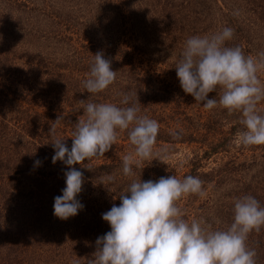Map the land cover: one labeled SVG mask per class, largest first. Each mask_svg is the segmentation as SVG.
Returning a JSON list of instances; mask_svg holds the SVG:
<instances>
[{
  "label": "trees",
  "instance_id": "trees-1",
  "mask_svg": "<svg viewBox=\"0 0 264 264\" xmlns=\"http://www.w3.org/2000/svg\"><path fill=\"white\" fill-rule=\"evenodd\" d=\"M3 1L32 13L45 12L47 8L46 0L39 8L31 4L35 0ZM82 2V10H64L61 6L52 10L53 34L41 36L43 41L53 39L61 49L54 58L41 51L44 46L39 52L14 49L12 42L22 38L21 28L9 30L7 20L0 18L5 43L0 45V264H87L96 250L97 237L110 230L101 219L102 213L120 203L118 196L132 180L152 179L139 165H133L134 176L124 175L122 157L96 162L108 154L105 152L72 166L83 173L84 183L77 197L83 209L67 220L53 215L54 197L65 187L68 166L62 161L52 162V144L61 139L71 146L72 133L83 118L86 103L125 106L120 104L124 93L131 97L129 106L138 100V115L159 123L155 144L198 140L195 142L200 145V154H194L191 168L182 178L196 176L203 182L202 190L213 192L202 202L203 211L213 209V214L202 217L192 209L203 195L189 193L188 202L184 195L176 201L177 206L180 201L184 203L180 208L183 219L189 223L197 219L211 230H223L233 222L238 198L254 196L264 207V145L236 143L237 133L243 129L240 112L233 110L234 115L215 107L195 123L192 112L202 114L201 103L192 101V96L184 92L178 94L174 87L154 77L151 60L144 56L150 34L146 31H152L155 25L181 34L186 28L203 33L209 28L220 31L230 27L233 36L225 46H238L246 56H258L264 52V0ZM148 12L153 14L155 24H144L143 17ZM32 40L36 42L40 37L32 36ZM98 51L111 61L116 76L105 90L93 94L87 92L83 82L94 62L92 55ZM259 112L264 114L263 110ZM182 118L192 120L189 137L178 125ZM177 131L178 139L172 135ZM116 140L129 142L127 130H118ZM232 150L236 152L222 167L200 170V165L213 155ZM37 160L39 165L34 164ZM252 167L258 169L250 179H244L242 175ZM109 175L111 181L106 180ZM246 245L255 250V264H264V225L249 232Z\"/></svg>",
  "mask_w": 264,
  "mask_h": 264
},
{
  "label": "clouds",
  "instance_id": "clouds-1",
  "mask_svg": "<svg viewBox=\"0 0 264 264\" xmlns=\"http://www.w3.org/2000/svg\"><path fill=\"white\" fill-rule=\"evenodd\" d=\"M234 30L224 27L213 34L194 35L185 41L175 71L185 94L191 95L205 109L217 106L241 113L243 129L237 142L244 146L264 145V114L257 104L264 99V85L257 77L264 68L261 59L245 55L240 47L225 46ZM83 87L89 93L105 90L115 79L111 61L97 52ZM219 88V98L208 94ZM124 93L117 106L112 103L88 102L83 118L71 136V146L57 139L52 144V162L62 161L65 187L54 197L53 215L61 220L74 217L84 205L77 199L84 183L80 169L72 167L108 152L117 139L118 130H127L132 151L123 156L122 173L134 176L133 165L153 156L159 123L138 115V100L130 102ZM84 104V101H81ZM59 118H57L58 120ZM56 120V121H57ZM131 126V127H130ZM175 138L180 132H173ZM166 153L167 149L161 150ZM166 158L161 155V159ZM39 165L40 161H35ZM141 176V175H140ZM112 177L106 176L107 181ZM202 181L192 175L178 179L175 175L157 180H132L113 204L102 213L101 219L110 230L97 237L96 250L87 264H255V250L249 249L246 239L250 231L264 225V207L251 195L234 202L233 222L223 230H211L203 222L183 219L176 201L189 193H200Z\"/></svg>",
  "mask_w": 264,
  "mask_h": 264
},
{
  "label": "rangeland",
  "instance_id": "rangeland-1",
  "mask_svg": "<svg viewBox=\"0 0 264 264\" xmlns=\"http://www.w3.org/2000/svg\"><path fill=\"white\" fill-rule=\"evenodd\" d=\"M43 0H35V3L31 1V4L34 5V7L39 8V4L43 5ZM47 8L44 11H41V13H32L31 11H24L22 6H19L18 4H12L9 6L8 1L0 0V18L3 20H7L9 26L8 29H14L17 31V28H21L20 33L23 34L22 38L18 40V37H16L17 40H13V48L19 51H26L31 50V52H39L42 50L44 53L49 54L50 57L54 58L57 55H59V52L61 49L57 44L53 42V39H47L45 41L42 40L43 34L47 35L49 33L50 35L53 34V27L50 26V20H52V10L53 9H59L58 7L61 6L64 8V10L69 9V7H72V9H80L82 10L85 6L84 2L82 0H46ZM91 7V6H89ZM92 8V7H91ZM42 10V9H41ZM22 11V12H21ZM153 14L148 12V15L145 14L144 24H155L152 21ZM82 19V17L80 16ZM208 26L209 22H205ZM153 29L152 31H146V34H148V40L149 42L145 45V57L147 56L151 63V69L154 77L159 78L161 81L168 83L171 85V87H174L175 92L180 94L182 91L179 81L176 77V71L175 67L177 64V61L183 51L185 41L187 38L196 35H205V34H213L218 32L217 29H211L209 28L203 33L193 32L194 30H188L186 28L185 32H182L184 34L178 33L179 30L173 31L172 29H165V28H159L156 25L151 26ZM1 29V28H0ZM51 29V30H50ZM190 32V33H188ZM2 33L0 31V45H5V43L2 41ZM38 35L40 37V40L33 41L32 36ZM31 40V41H29ZM31 42V44H30ZM43 42V43H42ZM229 42V40H228ZM52 44L55 45V48L52 47ZM259 44V43H258ZM148 46V47H147ZM250 51V50H249ZM252 55V54H251ZM253 57H258L257 54L253 55ZM257 77L260 80L261 84L264 85V68H260L257 72ZM221 94V90L217 88L216 91L209 93V98L217 97L219 98V95ZM192 101H194L192 97ZM191 101V102H192ZM190 102V103H191ZM197 102V101H196ZM189 103V105H190ZM188 105V106H189ZM187 106V107H188ZM219 108H223L220 106H217ZM258 110L264 111V99L258 102L257 104ZM202 114H195L197 111L192 112V120L197 123L199 120H203L205 112L209 111L208 109L203 108ZM229 113H233L236 115L235 111H229ZM239 116V114H237ZM241 116V113H240ZM179 117V116H176ZM191 117V115H190ZM187 119V118H186ZM182 118V122L178 123L180 127L184 128L182 129L184 133H186L185 137L191 136L190 129L192 125V120H186ZM242 119V117H241ZM188 133V134H187ZM213 138V137H212ZM210 138V140H212ZM237 140V137L236 139ZM198 140L192 138V141H185L181 143H159L154 144L153 148V156L145 159L140 164H138L142 169H144L150 177H152L153 180L159 179L161 176H169V175H175L178 179H181L182 176L189 172L191 168V160L194 157V154H197L199 152L200 154V145L196 143ZM237 143V141H236ZM238 147V146H236ZM167 149L166 153H162L161 150ZM132 151V146L130 143L126 140H120L115 141L114 144L111 146L110 150L107 152L108 154L104 157H100L97 159L96 162L103 161L104 159H117L119 157H122L124 155H127L129 152ZM236 151L232 150L231 153H219L216 155H213L210 159L203 162L200 165V170L207 171L210 170V168L213 167H222V164L227 161L228 159L233 156ZM239 154V152H238ZM161 155H165L166 158L161 159ZM239 156V160L242 161V156ZM258 168L252 167L249 170L246 169L247 173L246 175L243 174L242 176L244 179H250L252 175L256 172ZM219 189V188H218ZM207 188L202 190V198L200 201L196 202L195 206L191 207L192 209H195L198 214L203 215L205 213H208L209 215L213 214V209L206 208L205 212L203 201H205V198L209 195L208 193L212 191L208 190L206 192ZM204 191V192H203ZM220 190L216 191V194H220ZM196 194V193H195ZM197 195V194H196ZM188 195L185 194L184 201L188 199ZM190 198V197H189ZM188 202V200H187ZM184 203H181V201L178 203L179 208H182V205ZM191 209V212L194 213V211ZM189 208H187L186 212H189ZM55 220L54 218H52ZM51 219V223L54 222Z\"/></svg>",
  "mask_w": 264,
  "mask_h": 264
}]
</instances>
